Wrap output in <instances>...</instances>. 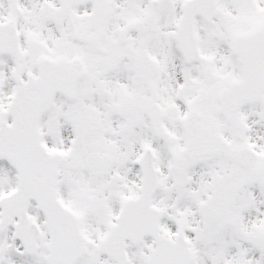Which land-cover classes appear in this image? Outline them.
<instances>
[{
  "label": "snow or ice",
  "instance_id": "obj_1",
  "mask_svg": "<svg viewBox=\"0 0 264 264\" xmlns=\"http://www.w3.org/2000/svg\"><path fill=\"white\" fill-rule=\"evenodd\" d=\"M0 264H264V0H0Z\"/></svg>",
  "mask_w": 264,
  "mask_h": 264
}]
</instances>
